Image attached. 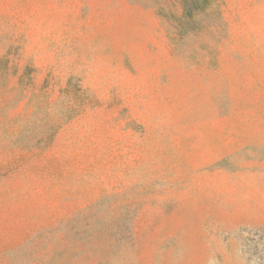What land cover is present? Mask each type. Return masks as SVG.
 <instances>
[{
	"label": "rangeland",
	"instance_id": "374dc122",
	"mask_svg": "<svg viewBox=\"0 0 264 264\" xmlns=\"http://www.w3.org/2000/svg\"><path fill=\"white\" fill-rule=\"evenodd\" d=\"M0 264H264V0H0Z\"/></svg>",
	"mask_w": 264,
	"mask_h": 264
}]
</instances>
